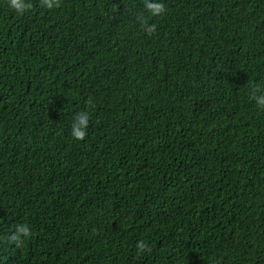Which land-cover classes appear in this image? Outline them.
I'll use <instances>...</instances> for the list:
<instances>
[{"label":"trees","instance_id":"obj_1","mask_svg":"<svg viewBox=\"0 0 264 264\" xmlns=\"http://www.w3.org/2000/svg\"><path fill=\"white\" fill-rule=\"evenodd\" d=\"M30 2L0 0V264H264V0Z\"/></svg>","mask_w":264,"mask_h":264},{"label":"clouds","instance_id":"obj_2","mask_svg":"<svg viewBox=\"0 0 264 264\" xmlns=\"http://www.w3.org/2000/svg\"><path fill=\"white\" fill-rule=\"evenodd\" d=\"M41 4L43 7L52 9L59 6V0H41ZM8 6L19 14H23L32 8L30 0H8ZM144 6L153 15H160L165 11V6L162 2H160V0H145ZM142 24L148 33H152L155 30L154 25H148L145 21H142ZM252 95L256 104L260 107H264V91L256 88ZM89 122L90 114L87 110L77 112L71 123L72 138L80 141L84 140L87 135ZM21 235L25 237L29 235V228L26 225H18L15 234L11 236V240L19 241ZM136 248L140 254L150 251L149 246L143 240L137 242Z\"/></svg>","mask_w":264,"mask_h":264}]
</instances>
